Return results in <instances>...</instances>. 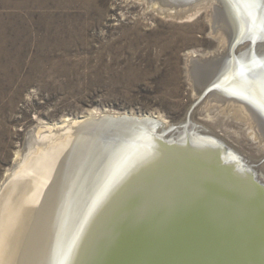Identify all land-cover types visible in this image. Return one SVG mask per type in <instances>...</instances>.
Wrapping results in <instances>:
<instances>
[{
	"label": "bare ground",
	"instance_id": "bare-ground-1",
	"mask_svg": "<svg viewBox=\"0 0 264 264\" xmlns=\"http://www.w3.org/2000/svg\"><path fill=\"white\" fill-rule=\"evenodd\" d=\"M226 1L235 14L230 19L246 23L236 26L238 33L247 25L264 30L262 0ZM203 4L188 14L151 8L182 20ZM245 67L235 71L232 89L264 105L249 78L252 66ZM91 121L50 130L19 165L11 191L0 197V264H264L263 166L230 144L216 124L198 121L202 132L184 127L178 135L162 126L164 136L147 120ZM154 135L181 141L167 149Z\"/></svg>",
	"mask_w": 264,
	"mask_h": 264
},
{
	"label": "rangeland",
	"instance_id": "rangeland-1",
	"mask_svg": "<svg viewBox=\"0 0 264 264\" xmlns=\"http://www.w3.org/2000/svg\"><path fill=\"white\" fill-rule=\"evenodd\" d=\"M209 1L0 0V191H11L19 165L50 130L103 117L147 120L164 136L184 127L202 132L198 121L216 124L264 169V105L231 85L238 68L252 66L249 78L264 96V30L247 25L238 33L246 23L230 19L227 1ZM197 4L203 8L182 20L151 8L188 14Z\"/></svg>",
	"mask_w": 264,
	"mask_h": 264
},
{
	"label": "water",
	"instance_id": "water-1",
	"mask_svg": "<svg viewBox=\"0 0 264 264\" xmlns=\"http://www.w3.org/2000/svg\"><path fill=\"white\" fill-rule=\"evenodd\" d=\"M154 137H155V142L156 143H159V144H161V145H163L165 148H167V149H171L174 145H176V144H178V142H180L181 140H178V139H162L161 138V135H154ZM183 141H185L184 143H185V145L188 143V139H185V140H183ZM168 142H170V143H168ZM188 145V144H187ZM224 150H226V151H229V150H227L226 149V147L225 148H223ZM225 164L224 163H220V166L221 167H223ZM247 175V177L249 176V178H252V182H253V184L254 185H257V180L255 179L256 177H251L250 175V173H246ZM255 179V180H254ZM264 188V187H263ZM87 241H85V243H86ZM83 245L80 247L81 249H82V253H81V255L84 253V247H85V245H84V243H82ZM76 260V259H75ZM77 263V261L75 262V264Z\"/></svg>",
	"mask_w": 264,
	"mask_h": 264
}]
</instances>
